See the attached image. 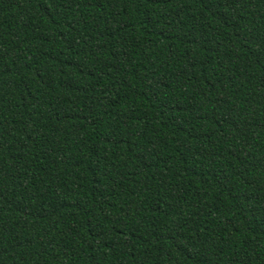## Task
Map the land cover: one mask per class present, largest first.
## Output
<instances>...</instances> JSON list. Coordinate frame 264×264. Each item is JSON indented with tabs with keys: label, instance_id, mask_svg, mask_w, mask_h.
<instances>
[{
	"label": "trees",
	"instance_id": "1",
	"mask_svg": "<svg viewBox=\"0 0 264 264\" xmlns=\"http://www.w3.org/2000/svg\"><path fill=\"white\" fill-rule=\"evenodd\" d=\"M0 264H264V0H0Z\"/></svg>",
	"mask_w": 264,
	"mask_h": 264
}]
</instances>
